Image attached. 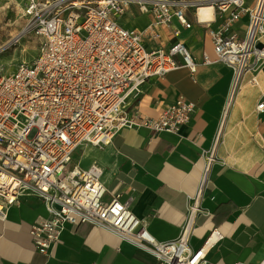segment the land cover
Returning <instances> with one entry per match:
<instances>
[{
  "label": "built area",
  "instance_id": "obj_1",
  "mask_svg": "<svg viewBox=\"0 0 264 264\" xmlns=\"http://www.w3.org/2000/svg\"><path fill=\"white\" fill-rule=\"evenodd\" d=\"M249 2L253 6H247ZM131 3L152 12L159 23L177 18L185 27L191 26L187 7L211 4L223 14L221 25L211 28L210 34L218 61L233 71L225 113L244 73L264 62V0H26V15L31 18L27 31L38 36L39 50L33 60L13 71L0 70V218L5 219L22 196L35 193L44 198L49 213L30 229L41 253H51L67 223L90 222L147 250L159 264H210L208 252L224 234L213 228L198 249L190 240L216 159L214 148L205 153L202 181L189 197L180 233L168 241L157 240L120 200V193L105 199L107 188L97 164L71 165L77 148L105 146L123 127L178 133L195 110V103L185 96L154 118H138L126 108L153 78L182 65L192 74L198 68L184 42L168 50L147 48L141 33L125 27L120 16ZM244 11L249 24L245 36L239 37L232 25ZM258 109L264 110V101Z\"/></svg>",
  "mask_w": 264,
  "mask_h": 264
},
{
  "label": "crops",
  "instance_id": "obj_2",
  "mask_svg": "<svg viewBox=\"0 0 264 264\" xmlns=\"http://www.w3.org/2000/svg\"><path fill=\"white\" fill-rule=\"evenodd\" d=\"M197 10L192 6L185 10L190 27L177 18L159 23L136 3L120 16L125 27L141 33L147 48L168 50L181 41L198 63L194 74L182 65L153 78L126 108L138 118H154L185 96L196 105L190 120L178 133L123 127L105 146L77 148L72 161L75 152L87 148L81 159L85 156L89 166L102 169L105 199L120 193V200L147 224L150 233L168 241L180 233L189 197L202 181L205 153L214 148L216 159L203 189L191 247L200 248L212 229L219 228L224 237L208 252L210 264H260L264 260V110L258 105L264 101V62L244 73L225 113L233 71L218 61L210 34L211 28L221 25L223 14L215 8V21L200 22ZM248 24L249 13L244 11L233 23V33L244 37ZM175 30L180 33L175 35ZM74 164L81 166V162ZM48 215L44 198L35 193L25 194L9 208L6 218H0V264H159L147 250L90 222L67 223L51 253H41L30 229Z\"/></svg>",
  "mask_w": 264,
  "mask_h": 264
},
{
  "label": "rangeland",
  "instance_id": "obj_3",
  "mask_svg": "<svg viewBox=\"0 0 264 264\" xmlns=\"http://www.w3.org/2000/svg\"><path fill=\"white\" fill-rule=\"evenodd\" d=\"M30 20L26 15V0H0V70L3 73L37 56L39 38L35 32L27 31ZM86 149L75 152L71 165L81 162L83 168L89 166L90 160L85 156L81 159Z\"/></svg>",
  "mask_w": 264,
  "mask_h": 264
},
{
  "label": "water",
  "instance_id": "obj_4",
  "mask_svg": "<svg viewBox=\"0 0 264 264\" xmlns=\"http://www.w3.org/2000/svg\"><path fill=\"white\" fill-rule=\"evenodd\" d=\"M197 11H198V19L200 22L215 21L214 6H200Z\"/></svg>",
  "mask_w": 264,
  "mask_h": 264
}]
</instances>
